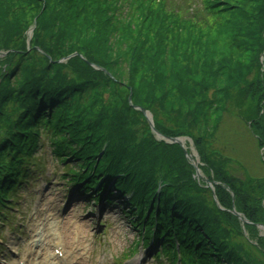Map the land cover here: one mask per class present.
<instances>
[{
  "label": "trees",
  "instance_id": "1",
  "mask_svg": "<svg viewBox=\"0 0 264 264\" xmlns=\"http://www.w3.org/2000/svg\"><path fill=\"white\" fill-rule=\"evenodd\" d=\"M0 52H7L0 208L28 183L45 135L55 159L78 165L72 183L83 194L97 196L111 180L128 194L129 212L133 206L140 218L152 205L157 231L167 242L176 237L183 264L192 255L198 264L251 263L231 243L235 232H224L223 223L236 220L225 213L232 207L226 188L255 233L264 224V179L227 174L236 157L222 122L232 114L247 128L258 152L252 158L264 168V0H198L188 8L168 0H0ZM130 91L162 135L192 139L224 210L179 146L158 142L128 106ZM258 243L264 251V239Z\"/></svg>",
  "mask_w": 264,
  "mask_h": 264
},
{
  "label": "rangeland",
  "instance_id": "2",
  "mask_svg": "<svg viewBox=\"0 0 264 264\" xmlns=\"http://www.w3.org/2000/svg\"><path fill=\"white\" fill-rule=\"evenodd\" d=\"M168 1L170 5L175 7L188 8L189 5L195 4L198 0ZM2 65L0 63V70ZM130 96L132 97V94L130 95L129 93L127 96L128 104L132 102ZM129 99L131 100L130 102ZM229 115L233 117L232 114ZM230 116L225 117L224 115L226 120L224 119L222 124L225 131L230 129L231 135L229 140H231V144L235 149L233 151L228 150L233 154V158L235 156L236 159H228L227 174L243 182H247L248 180L254 182V179H264V168L260 164L258 157L252 158L253 155L258 156V152L256 153V148H254L255 143L252 141L250 133L246 127L240 125L237 120H233ZM40 144H42L41 147L43 148L38 152L37 159H41V162L44 164L43 175L40 173V176L35 179L32 187L29 189L21 188L19 190L18 199L20 200V207H18V211L14 214V222L0 224V241L4 242L7 246L13 244L14 247V252L12 253L2 249L0 264H13L11 263L12 259L16 258L18 253L21 254V258L25 253H29L31 251V248H29L31 239L38 229L41 232L43 231L44 238L47 237L49 232H52L53 236L46 238L48 244L60 243L62 240H65L68 252L71 244L70 241L73 237L71 225L74 221H76L75 224L79 227L73 232L79 236L81 248L86 250L85 253L80 252L77 258L73 260L76 261L75 264H121L123 261L121 255L124 254V251L135 240L141 239L138 226L132 228L129 225L130 219L133 220L132 215H125L123 213L119 200H115L112 205L106 207L104 204L94 205L90 202L89 198L77 194L73 190V187L69 186L67 182L65 183L63 178L58 177V175L63 173L62 166L60 167L53 159L50 146L45 137L41 140ZM46 178L49 180H46ZM232 195L235 197L234 193ZM114 197H116V193L111 196V198ZM209 198L207 197L208 200ZM100 208L103 212L98 214ZM230 210L225 213L231 214ZM103 213H105L104 216ZM101 219L103 223L106 222V227L99 226L102 224ZM242 219L247 223L242 224L237 218L230 223V227L226 223H223L224 232L225 234L231 231L235 232L231 238L233 246L241 248L242 252L246 255L243 258L247 261L249 260L250 264H259V261H264V251L261 249V244H257V238L261 237V239H264L263 227L255 226L256 232L250 233L246 230V225H250L251 223L245 217ZM44 247L45 245H42L41 248L43 249ZM99 247L101 250L97 252ZM49 248L46 251L51 253L52 245H49ZM142 251L138 248L133 253L140 255L142 259L141 264H157L150 260L148 250ZM130 257H125V259ZM161 262H163V259ZM67 264L72 263L69 262ZM123 264H134L133 259Z\"/></svg>",
  "mask_w": 264,
  "mask_h": 264
},
{
  "label": "water",
  "instance_id": "3",
  "mask_svg": "<svg viewBox=\"0 0 264 264\" xmlns=\"http://www.w3.org/2000/svg\"><path fill=\"white\" fill-rule=\"evenodd\" d=\"M31 32H32V29L29 30V33H28V40L30 39V34H31ZM76 55H77V54L74 53V54L68 56L67 58H64V59L60 60L59 62L65 61V60L69 59L70 57H73V56H76ZM129 102H130V99H129ZM140 110H141V112L144 114L145 118H147V120H148V124H149V126L151 127L152 131H153L157 136H159L160 138H163L161 135H159V134L154 130L153 125H152V122H151V120H150V115H149L146 111H144L143 109H140ZM183 140H185V138H177V139H175V138H165V142H167V143H171V144H178V145L182 148V150H183V154H184L186 160L189 161V163L194 167V169H195V175L197 176V178H200L198 168H197L196 165H194V164L191 163V162L193 161V158L190 156V154L187 152L186 148L184 147V145H183ZM203 180H204L205 182H207L206 179H203ZM212 184H213V183H212ZM232 198H233V197H232ZM232 213H233L236 217H238V218L241 220L242 223H247L244 219H241V216H240L239 214H237L235 211H232ZM263 228H264V226H263Z\"/></svg>",
  "mask_w": 264,
  "mask_h": 264
},
{
  "label": "bare ground",
  "instance_id": "4",
  "mask_svg": "<svg viewBox=\"0 0 264 264\" xmlns=\"http://www.w3.org/2000/svg\"><path fill=\"white\" fill-rule=\"evenodd\" d=\"M184 144H185V142H184ZM194 155H195V154H194V151H192L191 154H190V156H191L192 158H194ZM193 164L197 166V165H198L197 160L194 159V160H193ZM199 176H200L201 178H203L204 175H203L202 172H200V173H199ZM204 177H205V176H204ZM211 186H213V185L211 184ZM234 208H235V207H234ZM12 248H14V247H12Z\"/></svg>",
  "mask_w": 264,
  "mask_h": 264
}]
</instances>
